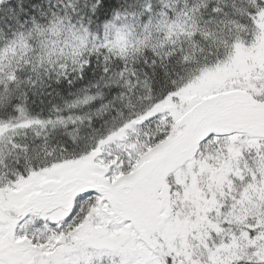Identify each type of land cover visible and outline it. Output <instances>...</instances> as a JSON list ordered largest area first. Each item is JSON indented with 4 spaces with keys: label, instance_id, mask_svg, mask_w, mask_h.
<instances>
[{
    "label": "snow or ice",
    "instance_id": "snow-or-ice-1",
    "mask_svg": "<svg viewBox=\"0 0 264 264\" xmlns=\"http://www.w3.org/2000/svg\"><path fill=\"white\" fill-rule=\"evenodd\" d=\"M0 264H264V0H0Z\"/></svg>",
    "mask_w": 264,
    "mask_h": 264
}]
</instances>
